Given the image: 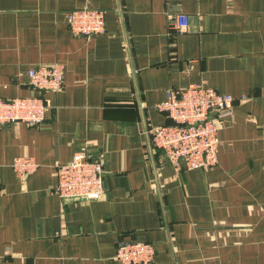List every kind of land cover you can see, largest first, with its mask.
Listing matches in <instances>:
<instances>
[{"label":"crops","instance_id":"obj_1","mask_svg":"<svg viewBox=\"0 0 264 264\" xmlns=\"http://www.w3.org/2000/svg\"><path fill=\"white\" fill-rule=\"evenodd\" d=\"M84 7L105 9V32L71 31ZM53 63L64 86L34 88L30 68ZM194 83L236 102L218 162L178 170L148 130L171 122L168 90ZM42 95L41 124L0 125V264H124L120 240L153 244V264H264V0H0V97ZM84 147L105 194L63 202L56 164ZM21 155L39 163L24 180Z\"/></svg>","mask_w":264,"mask_h":264},{"label":"built area","instance_id":"obj_2","mask_svg":"<svg viewBox=\"0 0 264 264\" xmlns=\"http://www.w3.org/2000/svg\"><path fill=\"white\" fill-rule=\"evenodd\" d=\"M169 28L186 32L189 19L177 13L169 18ZM66 22L75 35L93 36L106 31L105 9L76 8L67 11ZM30 84L41 91H58L64 86V65L39 64L28 71ZM236 98L202 83L184 88H170L167 98L158 107L165 111L171 122L149 128L155 148L176 169L209 168L218 162L220 127L222 119L231 113ZM51 99L46 96L0 97V125L24 122L41 124ZM34 156L14 158L12 167L19 178L25 179L38 169ZM57 183L54 192L63 202H86L100 199L105 194L104 164L84 147L66 163L56 164ZM1 193V184H0ZM116 259L124 264H153L156 249L146 241L120 240Z\"/></svg>","mask_w":264,"mask_h":264}]
</instances>
